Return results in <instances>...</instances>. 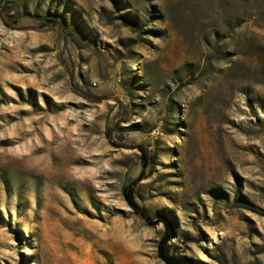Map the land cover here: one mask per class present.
<instances>
[{"label":"rangeland","instance_id":"374dc122","mask_svg":"<svg viewBox=\"0 0 264 264\" xmlns=\"http://www.w3.org/2000/svg\"><path fill=\"white\" fill-rule=\"evenodd\" d=\"M143 171L170 254L264 264V0H0V264H168Z\"/></svg>","mask_w":264,"mask_h":264},{"label":"trees","instance_id":"16d2710c","mask_svg":"<svg viewBox=\"0 0 264 264\" xmlns=\"http://www.w3.org/2000/svg\"><path fill=\"white\" fill-rule=\"evenodd\" d=\"M44 21L50 26L60 25L64 30H68L67 24L65 23V20L60 15H54V16H45ZM137 148L142 153V159H143V165L146 167L149 163H156L157 162V154H150L148 152V149L144 147L143 145H137ZM144 176V171L141 173V175L137 178L131 181L124 189L125 191V199L129 203V205L132 206V208L141 216H143L145 219L149 221L150 224H158L160 221H163L166 225V231H164V234L159 242V248H158V256L161 257L163 260H165L168 264H193V261L187 257L177 256L175 254H170L168 252V245L169 240L172 237V225L169 219L166 216H158L156 219H151L149 215L147 214V210L145 207L141 206L137 200H136V184L141 180Z\"/></svg>","mask_w":264,"mask_h":264}]
</instances>
